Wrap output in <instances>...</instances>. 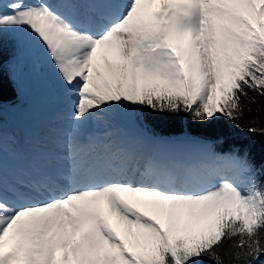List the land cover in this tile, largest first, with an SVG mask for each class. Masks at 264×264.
Instances as JSON below:
<instances>
[{
	"label": "snow or ice",
	"instance_id": "snow-or-ice-1",
	"mask_svg": "<svg viewBox=\"0 0 264 264\" xmlns=\"http://www.w3.org/2000/svg\"><path fill=\"white\" fill-rule=\"evenodd\" d=\"M44 50L71 108L65 166L36 149L10 173L0 122V264H225L226 247L235 264L264 256V181L247 149L221 153L210 130L186 133L203 149L196 163L141 166L84 132L122 108L145 127L181 115L241 126L264 98V0H0V115ZM258 123L245 130L264 135Z\"/></svg>",
	"mask_w": 264,
	"mask_h": 264
},
{
	"label": "trees",
	"instance_id": "trees-1",
	"mask_svg": "<svg viewBox=\"0 0 264 264\" xmlns=\"http://www.w3.org/2000/svg\"><path fill=\"white\" fill-rule=\"evenodd\" d=\"M11 97V93H9ZM9 98L5 96V100ZM261 100L260 104H254L252 116H259V123L257 127H264V98H258ZM259 107L260 113H257L255 109ZM247 112H245L244 119L240 122L241 126H237L236 123L230 122L224 117H220L219 120L213 121L211 125H199L193 123V121L181 115L180 117H172L165 119L152 120L147 127L152 132L166 134V135H180L186 133L196 134L198 132H211L213 140L222 138L223 143L216 144V151L226 153L231 151L234 147H239L241 152L245 149L248 150L249 159L259 170L257 174L258 181H264V135L259 133L252 134L245 130L252 118ZM232 249L226 247L221 251V256L225 260V264H235L231 257ZM204 264H214V261L205 260ZM256 264H264V256H261Z\"/></svg>",
	"mask_w": 264,
	"mask_h": 264
},
{
	"label": "bare ground",
	"instance_id": "bare-ground-1",
	"mask_svg": "<svg viewBox=\"0 0 264 264\" xmlns=\"http://www.w3.org/2000/svg\"><path fill=\"white\" fill-rule=\"evenodd\" d=\"M22 90H24V89H22ZM9 98H7L6 99V101L8 100ZM9 105H15L16 104V99H12V102L11 103H9V102H7ZM46 107H47V105H42V107H41V109L40 110H38L37 109V112L36 113H33V115L35 116V118H34V121L35 122H38L37 124H39V123H42L43 121L41 120L42 119V115H47V116H50V115H48V110L49 109H46ZM70 109H68V111H69ZM60 111V110H59ZM59 111H58V113L56 114V115H51L52 117H55V116H59L60 114H59ZM53 112H56V111H53ZM69 117V116H68ZM54 121H58L56 124H53V128H50L49 130H46V131H50V132H48L49 134H48V137L49 138H47V143H48V145L47 146H49V147H51L53 144H54V142L59 138L54 132H57L56 130L55 131H53L52 129H57L58 128V130H60L62 127H63V122H66V119L64 118V116H63V113L61 114V116H59V117H57V118H55V119H53ZM62 130V129H61ZM45 131V130H44ZM23 135H25V134H23ZM23 135L22 136H19V139H21L22 141H21V143L20 144H22V148H24V149H26L27 150V146H29V148H31L30 146L32 145V142H31V138L29 137V136H25V137H23ZM34 138H36V136H37V140L40 138L39 137V135L37 134V135H35L34 134ZM8 137H10L9 135H8ZM18 139V138H17ZM33 141H35V139H32ZM34 151V150H33ZM19 158V155L16 153V151H14L13 149H10V151L5 147L4 148V163H5V165H6V168H8L9 169V172L11 173V171H12V169H13V167L16 165V164H18V163H21V161L19 160V161H17V159ZM58 256H59V253L57 254Z\"/></svg>",
	"mask_w": 264,
	"mask_h": 264
},
{
	"label": "rangeland",
	"instance_id": "rangeland-1",
	"mask_svg": "<svg viewBox=\"0 0 264 264\" xmlns=\"http://www.w3.org/2000/svg\"><path fill=\"white\" fill-rule=\"evenodd\" d=\"M49 70L54 71L53 69ZM42 71L43 72L41 76H37L40 73V70H38L37 72H25L22 80V89L24 88L25 90H27L28 88H35L34 86L39 83L40 79L43 76V73H46L50 79H54L53 75L49 71H46V69H43Z\"/></svg>",
	"mask_w": 264,
	"mask_h": 264
}]
</instances>
